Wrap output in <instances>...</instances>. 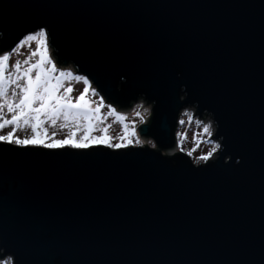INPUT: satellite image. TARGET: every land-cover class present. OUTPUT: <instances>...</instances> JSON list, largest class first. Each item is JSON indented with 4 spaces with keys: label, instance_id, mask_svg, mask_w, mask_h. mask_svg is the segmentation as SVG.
<instances>
[{
    "label": "water",
    "instance_id": "obj_1",
    "mask_svg": "<svg viewBox=\"0 0 264 264\" xmlns=\"http://www.w3.org/2000/svg\"><path fill=\"white\" fill-rule=\"evenodd\" d=\"M37 25L106 101L152 105L136 132L158 150L0 142V257L264 264V0H0V50ZM186 108L217 158L160 153Z\"/></svg>",
    "mask_w": 264,
    "mask_h": 264
},
{
    "label": "snow or ice",
    "instance_id": "obj_2",
    "mask_svg": "<svg viewBox=\"0 0 264 264\" xmlns=\"http://www.w3.org/2000/svg\"><path fill=\"white\" fill-rule=\"evenodd\" d=\"M36 27L37 31L28 32L22 39H19L16 46L8 50H0V130L6 127L11 129L5 134H0V142L46 149L64 147L87 149L93 145H105L118 149L132 144L131 137L135 135V129L127 127L119 143H112V137L108 135L106 127L102 129V135H93L97 130V125L102 123L103 98L100 104L92 107L91 101L86 98L89 81L81 77L77 79H83L85 87L75 99L69 95L70 88H65L64 94L60 93L62 77L66 74L61 71L58 76L55 75L56 65L48 55L47 26L37 25ZM25 41H36L35 48L23 62L17 60L10 64L12 53L18 52ZM67 75L72 74L67 73ZM92 91L95 92V89ZM112 112L109 106V114ZM58 119L63 121L60 124L61 128L69 126V123L74 125L68 135L61 139H55L56 133L49 134L45 126L46 121L55 125ZM118 119L123 121L124 118L118 116ZM25 126L31 128V135L23 138L15 135L18 129ZM204 131L210 134L207 125ZM78 132L82 134L78 136ZM139 142L136 140V143ZM211 155L212 152H209L201 158L207 160ZM4 264H18V262L13 256L4 260Z\"/></svg>",
    "mask_w": 264,
    "mask_h": 264
},
{
    "label": "rangeland",
    "instance_id": "obj_3",
    "mask_svg": "<svg viewBox=\"0 0 264 264\" xmlns=\"http://www.w3.org/2000/svg\"><path fill=\"white\" fill-rule=\"evenodd\" d=\"M36 43H37L36 41L33 42L25 41L24 45L19 48L18 52L12 53L9 63L10 64L14 63L17 60L23 62L24 59L27 56H29L32 49L35 48ZM33 59H35V57ZM69 66L68 68H73L71 65ZM60 72L61 71H57L55 75L58 76ZM64 73L66 75L62 77V87L60 89V93L64 94V89L70 88L71 92L69 93V95L73 99H75V97H77L85 87L83 83V79L78 80L77 77H81L79 75H71V76L67 75V73H70L69 71ZM88 87L89 90L86 93V98L91 101V106L95 107L96 105L100 104L101 98L96 94V92L92 91V89H96V88H92L91 84H89ZM109 106L111 105L103 103V106L101 107L102 123L97 125V130L93 133V135H102L103 134L102 129L106 127L108 135L112 137V143H119L121 142L120 137H122L125 134L124 129L125 127H127L129 129H135V135L131 137L133 143L121 148L142 147V146L149 147L151 149L156 148L152 140L148 139L142 141L140 137L137 136V132H136V128L139 125L143 124V122L149 118V114L151 111L150 104L142 100H138L137 103L131 104L127 109L121 110L118 108V110H116L114 106H111V109L113 110L112 114H109ZM118 116H123L124 118L123 121H120L118 119ZM177 120H178L177 127L176 130H174L175 141L178 147V150H176L177 153H183L187 155L194 164H204L209 160L217 158L216 152L218 151L217 148L219 147V143L214 138H212L215 130L213 129L214 126L211 117L207 115H202L198 117V115L195 112V109L187 108L181 112L179 119ZM61 123H63V121L59 119L57 120V123L55 125H52L48 121H46L45 123V126L49 130V134H51L52 132L56 133V136L54 137L55 139H61L64 136L68 135V133L71 130V127L74 126L71 125V123H69V126H65L61 128L60 127ZM205 125L209 127L210 134L209 132L204 131ZM9 130H11L10 127H6L3 130H0V134H5ZM81 134L82 132L77 133L78 136ZM15 135L21 138L27 135H31V128L29 126L20 128L17 130ZM136 140H139L140 142L136 143ZM94 146H98V145H94ZM101 146L108 147L105 145H101ZM111 149H115V148H111ZM213 149H215V151H213ZM209 152H212V155L207 160H203L201 157L207 155V153ZM8 258L10 257L7 256L4 257L3 259H0V264H4V260H7Z\"/></svg>",
    "mask_w": 264,
    "mask_h": 264
},
{
    "label": "bare ground",
    "instance_id": "obj_4",
    "mask_svg": "<svg viewBox=\"0 0 264 264\" xmlns=\"http://www.w3.org/2000/svg\"><path fill=\"white\" fill-rule=\"evenodd\" d=\"M50 44V42H49V39H48V55H49V57L51 58V60L53 61V63L56 65V68H57V71H63V72H67V71H69L72 75H79V74H77L78 73V71L76 70V68L74 67V65L72 64V63H67V64H63V63H60V62H58V60L56 59V57L53 55L54 53H55V51H54V49L51 47V45H49ZM69 65H71L73 68H68V66ZM70 67V66H69ZM79 76H81V75H79ZM81 77H83V76H81ZM84 78V77H83ZM89 81V80H88ZM89 84H90V81H89ZM91 87L92 88H95L92 84H91ZM95 92H96V94L100 97V98H103V103L104 104H108V105H111V106H114L115 108H116V110H118V107L116 106V105H114L113 103H111V102H108V101H106V99H105V97L102 95V94H100L96 89H95ZM138 101V100H137ZM137 101H133V102H129L130 103V105L131 104H133V103H137ZM142 101H143V99H142ZM145 102V101H144ZM151 105V104H150ZM151 108H152V105H151ZM187 109V108H186ZM122 110V109H121ZM182 111H184V110H182ZM181 111V112H182ZM195 112H196V109H195ZM181 114V113H180ZM196 114H197V112H196ZM202 115H205V114H202ZM180 116V115H179ZM179 119V118H178ZM146 121H148V119H146ZM146 121H144L145 123H146ZM213 122V121H212ZM177 123H178V121H177ZM213 126H214V123H213ZM215 128V127H214ZM213 128V129H214ZM215 130V129H214ZM214 133H215V131H214ZM140 139L142 140V141H145V140H152L153 141V139L152 138H148V137H140ZM154 142V141H153ZM155 145V144H154ZM156 146V145H155ZM142 147H145V146H142ZM156 150H158V148H157V146H156V148H155V151ZM176 150H178V147H177V145H175L172 149H169V150H166V151H160V153L161 154H163V155H165V154H167V153H169V154H175V153H177V151ZM2 254V252L0 251V255Z\"/></svg>",
    "mask_w": 264,
    "mask_h": 264
}]
</instances>
